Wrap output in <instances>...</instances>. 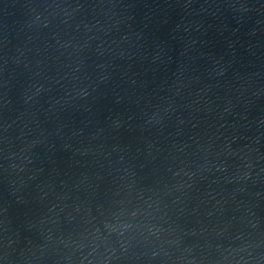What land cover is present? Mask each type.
<instances>
[{
	"label": "water",
	"instance_id": "water-1",
	"mask_svg": "<svg viewBox=\"0 0 264 264\" xmlns=\"http://www.w3.org/2000/svg\"><path fill=\"white\" fill-rule=\"evenodd\" d=\"M0 264H264V0H0Z\"/></svg>",
	"mask_w": 264,
	"mask_h": 264
}]
</instances>
